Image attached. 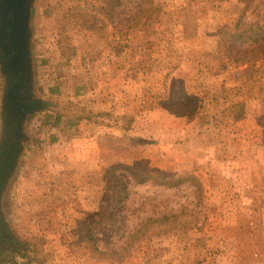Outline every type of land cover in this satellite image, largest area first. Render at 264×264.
I'll list each match as a JSON object with an SVG mask.
<instances>
[{"label": "rangeland", "instance_id": "1", "mask_svg": "<svg viewBox=\"0 0 264 264\" xmlns=\"http://www.w3.org/2000/svg\"><path fill=\"white\" fill-rule=\"evenodd\" d=\"M140 3L121 0L113 22L102 0H34V90L53 104L28 116L2 201L28 249L0 264H264V56L239 64L220 49L239 18L261 21L264 0H154L138 24ZM5 83L0 66V112ZM181 98L193 109L176 114ZM117 164L185 178L138 183Z\"/></svg>", "mask_w": 264, "mask_h": 264}, {"label": "water", "instance_id": "2", "mask_svg": "<svg viewBox=\"0 0 264 264\" xmlns=\"http://www.w3.org/2000/svg\"><path fill=\"white\" fill-rule=\"evenodd\" d=\"M33 3L34 0H0V66L6 81L0 112V249L16 239L3 216L2 201L24 150L26 120L53 104L36 96L34 90L30 45Z\"/></svg>", "mask_w": 264, "mask_h": 264}, {"label": "trees", "instance_id": "3", "mask_svg": "<svg viewBox=\"0 0 264 264\" xmlns=\"http://www.w3.org/2000/svg\"><path fill=\"white\" fill-rule=\"evenodd\" d=\"M104 5H101L99 8V13L101 16L104 15L108 20L114 22L115 10L118 6L121 5V0H102ZM142 3L141 9L134 15L135 22L140 24L144 19H151L153 17V12L155 11L154 0H140ZM140 3V4H141ZM104 14V15H103ZM96 20L100 17L95 16ZM220 49L234 63H251L257 61L259 58L264 56V16L259 22L247 23L243 21L242 18H239L235 27L231 30H227L222 34V39L220 41ZM169 109L176 114H183L187 110H192V100L190 99H178L172 105H169ZM123 169L131 172V176L138 183H144L148 180H154L156 183L173 187L178 185L184 180L185 177H173L172 179L162 175H154L149 172L137 171L129 165L126 164H117L108 171ZM196 179V177H194ZM117 184V193L119 194V202L126 201L129 198V188L127 182L123 177L115 176ZM170 215H165L162 217H147L142 223L135 228L134 232L128 239V244L132 242L136 236L140 237L144 234L146 229L150 227L153 222L157 221H167ZM92 240H95L93 234L90 235ZM137 237V238H138ZM28 245L24 241H13L10 245H5L3 251H0L2 255L5 251H9L13 254L14 257H23L26 255ZM94 250L103 253L111 254L114 249H111L110 252L101 251L99 247L94 244ZM126 250V249H124ZM117 252V251H116ZM115 252V254H117ZM119 258L125 255L118 253Z\"/></svg>", "mask_w": 264, "mask_h": 264}, {"label": "flooded vegetation", "instance_id": "4", "mask_svg": "<svg viewBox=\"0 0 264 264\" xmlns=\"http://www.w3.org/2000/svg\"><path fill=\"white\" fill-rule=\"evenodd\" d=\"M2 249H3V247H2ZM2 249H0V251H1ZM2 251H3V250H2Z\"/></svg>", "mask_w": 264, "mask_h": 264}]
</instances>
